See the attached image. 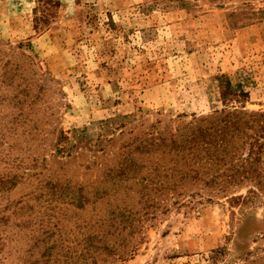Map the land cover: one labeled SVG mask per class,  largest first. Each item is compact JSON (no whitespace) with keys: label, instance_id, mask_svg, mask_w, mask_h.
Here are the masks:
<instances>
[{"label":"rangeland","instance_id":"374dc122","mask_svg":"<svg viewBox=\"0 0 264 264\" xmlns=\"http://www.w3.org/2000/svg\"><path fill=\"white\" fill-rule=\"evenodd\" d=\"M40 6L0 0V179L17 175L0 186V264H37L39 179L101 178L148 124L209 113L215 76L264 111V0H58L47 23ZM259 192L171 205L118 264H264Z\"/></svg>","mask_w":264,"mask_h":264},{"label":"trees","instance_id":"16d2710c","mask_svg":"<svg viewBox=\"0 0 264 264\" xmlns=\"http://www.w3.org/2000/svg\"><path fill=\"white\" fill-rule=\"evenodd\" d=\"M37 2L43 9L36 20L47 23L58 0ZM214 79L209 113H193L175 129L148 124L101 178L88 185L39 179L37 229L25 248L28 255L37 248L33 262L118 264L137 253L146 224L171 205L217 195L229 204L242 203L264 191V111L245 109L247 92L228 76ZM16 178L1 177L0 186H14ZM131 178L132 183L124 182ZM241 186L246 193L232 190ZM34 207L26 200L19 211Z\"/></svg>","mask_w":264,"mask_h":264}]
</instances>
